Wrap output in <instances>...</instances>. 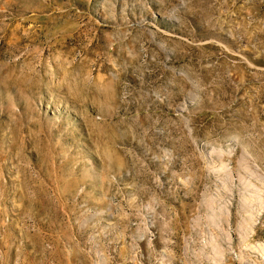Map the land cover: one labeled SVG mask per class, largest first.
<instances>
[{"label":"rangeland","instance_id":"1","mask_svg":"<svg viewBox=\"0 0 264 264\" xmlns=\"http://www.w3.org/2000/svg\"><path fill=\"white\" fill-rule=\"evenodd\" d=\"M0 264H264V0H0Z\"/></svg>","mask_w":264,"mask_h":264}]
</instances>
